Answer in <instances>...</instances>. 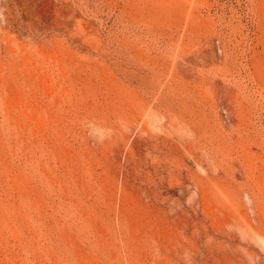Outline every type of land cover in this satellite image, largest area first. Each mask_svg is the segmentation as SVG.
Segmentation results:
<instances>
[{
    "label": "rangeland",
    "instance_id": "obj_1",
    "mask_svg": "<svg viewBox=\"0 0 264 264\" xmlns=\"http://www.w3.org/2000/svg\"><path fill=\"white\" fill-rule=\"evenodd\" d=\"M0 264H264V0H0Z\"/></svg>",
    "mask_w": 264,
    "mask_h": 264
}]
</instances>
